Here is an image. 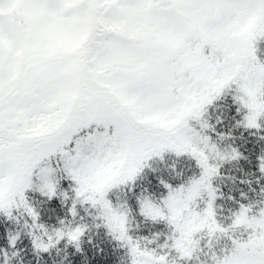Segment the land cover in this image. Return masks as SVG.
I'll list each match as a JSON object with an SVG mask.
<instances>
[{"label":"snow or ice","instance_id":"6c2138e0","mask_svg":"<svg viewBox=\"0 0 264 264\" xmlns=\"http://www.w3.org/2000/svg\"><path fill=\"white\" fill-rule=\"evenodd\" d=\"M0 264H264V0H0Z\"/></svg>","mask_w":264,"mask_h":264}]
</instances>
